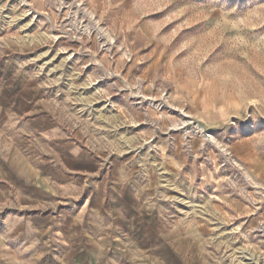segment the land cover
<instances>
[{"label":"rangeland","instance_id":"374dc122","mask_svg":"<svg viewBox=\"0 0 264 264\" xmlns=\"http://www.w3.org/2000/svg\"><path fill=\"white\" fill-rule=\"evenodd\" d=\"M0 37L96 161L84 196L102 192L116 264H264V0H0Z\"/></svg>","mask_w":264,"mask_h":264},{"label":"crops","instance_id":"0c3cea01","mask_svg":"<svg viewBox=\"0 0 264 264\" xmlns=\"http://www.w3.org/2000/svg\"><path fill=\"white\" fill-rule=\"evenodd\" d=\"M5 40L0 37V206L11 198L18 208L0 221V264H116L104 236L102 192L84 196V177L98 165L37 108L32 94L18 89L14 65L2 61ZM31 130L51 138L55 156L21 152ZM68 197L85 203L61 205Z\"/></svg>","mask_w":264,"mask_h":264}]
</instances>
